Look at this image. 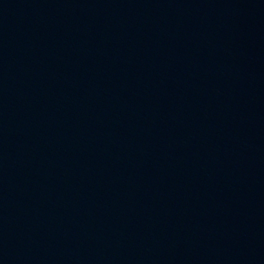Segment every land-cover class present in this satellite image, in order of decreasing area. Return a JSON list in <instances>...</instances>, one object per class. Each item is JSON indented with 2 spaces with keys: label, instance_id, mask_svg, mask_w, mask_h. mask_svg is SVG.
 I'll return each instance as SVG.
<instances>
[{
  "label": "water",
  "instance_id": "95a60500",
  "mask_svg": "<svg viewBox=\"0 0 264 264\" xmlns=\"http://www.w3.org/2000/svg\"><path fill=\"white\" fill-rule=\"evenodd\" d=\"M129 0H0V114L43 81Z\"/></svg>",
  "mask_w": 264,
  "mask_h": 264
}]
</instances>
